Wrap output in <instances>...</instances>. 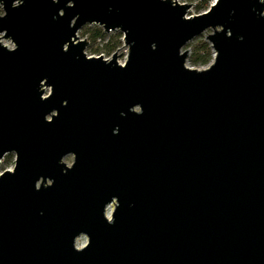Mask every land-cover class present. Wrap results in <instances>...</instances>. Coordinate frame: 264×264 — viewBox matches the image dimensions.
Here are the masks:
<instances>
[{
    "label": "water",
    "instance_id": "1",
    "mask_svg": "<svg viewBox=\"0 0 264 264\" xmlns=\"http://www.w3.org/2000/svg\"><path fill=\"white\" fill-rule=\"evenodd\" d=\"M0 5V264H264V0Z\"/></svg>",
    "mask_w": 264,
    "mask_h": 264
},
{
    "label": "trees",
    "instance_id": "2",
    "mask_svg": "<svg viewBox=\"0 0 264 264\" xmlns=\"http://www.w3.org/2000/svg\"><path fill=\"white\" fill-rule=\"evenodd\" d=\"M195 2L194 8L201 11L206 7V0H185ZM80 35L84 37L88 44L87 47L92 53H111L120 43L121 33L107 34L102 27L95 23L85 24L79 29ZM189 47L187 62L192 66H202L209 63L212 58V49L209 42L201 35L192 39L186 44Z\"/></svg>",
    "mask_w": 264,
    "mask_h": 264
},
{
    "label": "rangeland",
    "instance_id": "3",
    "mask_svg": "<svg viewBox=\"0 0 264 264\" xmlns=\"http://www.w3.org/2000/svg\"><path fill=\"white\" fill-rule=\"evenodd\" d=\"M173 1H176V2H178V3H189V4H190V6H189V8H188V10H187V12H186V15H187V16H192V15L197 14V13H200V12H202V11H206V10L208 9L209 5L212 4V3L214 2V0H206V7H205L203 10H201V11H197V10L194 8V4H195V2H189V1H185V0H173ZM1 14H3V11H2V8H1V5H0V15H1ZM80 28H81V27H80ZM116 32L121 33V32L118 31V30L109 31V32H106V33H107V34H110V33H116ZM210 32H211V29H206V30H204V31L201 33V37H202V38H205L206 35H207L208 33H210ZM76 35L78 36V38H84V37H82V36L80 35L79 30L76 32ZM119 40H120V43L117 45L116 48H119L121 45H124L123 40H122V36L119 37ZM0 41H1L2 44L6 45V46L9 47V48L13 46L12 43H11V41H10L8 38H1ZM191 41H192V40H190L189 42H191ZM189 42H188V43H189ZM87 44H88V42H87ZM116 48L114 49V51L116 50ZM185 49L187 50V52H189V47H187L186 45H185ZM114 51H112V52L109 53V54H107V53H105V52H103V53L101 52V53H99V54H100L104 59H110V58L112 57L111 54H112ZM84 52H85V54H86L87 56H90V55L97 56V55H99V54H97V53H92V52L88 49L87 45H86V47H85V49H84ZM212 55H213V53H212ZM186 65L189 66V67H194V68H203V67H205L207 64H206V65H202V66H192V65H190V64L187 62V60H186ZM47 90H48V89L45 88V93L47 92ZM62 160H63L67 165H69V164L72 162V155H66ZM13 163H14V154H13V153H9V154L5 155V156L2 157L1 160H0V171H2L3 169H12V167H13ZM113 207H114L113 203H111V204H109V205L107 206V208H106V214H107V215L110 214V212L113 210ZM85 242H86V237H85L84 235H81V236H79V237L76 238V240H75V245H76L77 247H79V246L84 245Z\"/></svg>",
    "mask_w": 264,
    "mask_h": 264
},
{
    "label": "flooded vegetation",
    "instance_id": "4",
    "mask_svg": "<svg viewBox=\"0 0 264 264\" xmlns=\"http://www.w3.org/2000/svg\"><path fill=\"white\" fill-rule=\"evenodd\" d=\"M7 154H9V153L4 154L3 157H4L5 155H7ZM68 155H71V154H68ZM72 158H73V156H72Z\"/></svg>",
    "mask_w": 264,
    "mask_h": 264
}]
</instances>
